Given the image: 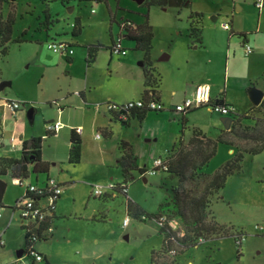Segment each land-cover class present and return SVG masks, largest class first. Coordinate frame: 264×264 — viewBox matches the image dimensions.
<instances>
[{
  "label": "rangeland",
  "instance_id": "1",
  "mask_svg": "<svg viewBox=\"0 0 264 264\" xmlns=\"http://www.w3.org/2000/svg\"><path fill=\"white\" fill-rule=\"evenodd\" d=\"M257 1L264 4V0H191V6L178 8L149 5L146 0L141 3L136 0H69L66 3L60 0L49 3L40 0H1L0 13L2 12L4 18L13 12L12 38L24 36V39L10 41L7 54L0 56V81H12L11 86L0 90V96L7 93L10 98L21 101L19 112L23 114V122L17 126L19 133L22 129L32 130V127L39 123V118L35 123H31L28 118L27 110L31 105L42 106L45 107L43 110H46L50 105L45 104V99L57 96V86H67L68 82L75 86L81 81L79 78L86 61L82 59L79 62L76 58L78 64H75L76 75L73 78L63 71L62 65L58 69L53 67V72L50 71L53 76L49 81L41 78V69L37 61L39 53L46 60L56 57L63 59L61 53L47 48L46 34L43 30H38L39 23L45 22L48 11L53 17L59 18L53 25L59 30L67 27L70 30V22L78 15L81 17L82 31L73 41L89 43L88 45L97 44L98 41L101 44L95 62L91 63V69H95L97 82L94 83L97 86V94L103 90L115 91L123 96L124 93L131 95L133 93L131 88L143 78L140 61L143 60L144 54L142 50L135 48V40L124 38L122 45L128 54L114 53L110 60L104 42L111 40V25L115 33L119 27L116 22H111V15L116 12L119 22L123 21L122 15L131 17L136 24L148 22L153 33L150 51L153 61L159 68H166L171 72L169 82L174 83L179 81L175 68L177 60L183 58L185 51L183 46L189 47L194 44L188 35L190 23L188 16L191 11L198 9L204 12L201 30L203 36L207 38L228 33L222 26L223 21L228 19L225 17L227 15L234 16L237 30L251 28L255 31L253 54L247 55L240 43L235 49L234 46L230 48L228 72L224 79L229 98L237 102L241 111L245 112L251 103L249 87L264 89V8L259 9L255 3ZM39 15L41 17H38ZM217 15L215 20L214 17ZM235 38L238 42V36ZM74 50L80 54L82 47L75 46ZM191 53H195L194 50ZM164 55L171 56L164 59L162 58ZM220 65L223 68L225 62L222 60ZM58 72H61L60 81L54 75ZM20 91L24 92L27 99L18 95ZM256 109L260 108L254 110L250 108L247 111L251 118L244 119L243 123L253 124L252 116L263 114V111L261 114L256 112ZM203 111L206 112V108L191 114L192 120L189 123L191 130L196 122L210 120L208 114L198 117L200 119L197 121L196 116ZM13 112L11 108L10 117L13 116ZM212 116L214 121L220 117L217 113H213ZM218 133L219 130L213 127L207 131L208 136H216ZM229 138L242 147L250 144L234 136ZM108 141L111 143L114 139ZM150 145L148 142L149 147ZM217 147L215 155L200 171L214 173L233 156L234 147L225 144H218ZM166 149V145L160 144L151 154L165 156ZM148 160L149 157L146 159L147 164ZM134 176L137 178L129 186L128 193L146 212L157 211L159 204L169 198L172 186L178 183L176 175L163 171L150 173L147 177L148 182H145L143 177H138L136 172ZM205 181L201 178H189L185 188L193 193H200L204 189ZM93 184L101 183L95 181ZM77 189L78 200L68 201V204L78 214L58 218L55 221L57 226L53 235L47 240L37 241L34 245L35 250L45 254L50 264H151L152 253L160 250L163 240L159 222L154 218L141 219L130 213L129 224L124 227L122 223L127 212L124 196L118 195L107 200L91 196L90 200H87L84 195L86 188L79 185ZM86 201H89L90 209L85 211L83 207ZM210 201L213 216L209 215L208 219L214 217L221 223L225 235H208L207 238L197 241L196 245L187 247L177 256V264H264V149L257 154L245 153L241 168L227 176L224 186L210 196ZM0 212L4 214L3 219L8 220L5 226L9 224L5 233H3L5 226L0 225V234L2 233L5 242V245H0V264H16L17 260L22 264H31V257L18 254L24 248L25 232L20 226L21 221L18 218L9 220L10 209L0 207ZM101 212H105V218ZM173 227L177 229L179 235L184 232L180 221ZM239 232L242 237L240 244L234 238V234ZM167 255L169 258L172 256L170 253Z\"/></svg>",
  "mask_w": 264,
  "mask_h": 264
},
{
  "label": "crops",
  "instance_id": "2",
  "mask_svg": "<svg viewBox=\"0 0 264 264\" xmlns=\"http://www.w3.org/2000/svg\"><path fill=\"white\" fill-rule=\"evenodd\" d=\"M189 6H191V0ZM117 7H119V2L117 3ZM73 8L74 7H72V9ZM258 8L260 9V7ZM195 13L201 14V18L204 14L202 10L196 9L191 11L188 17L194 15ZM2 17L4 18L3 15ZM38 17L41 16L39 15ZM121 17L123 18V21L119 22L117 20L116 12L111 15V22L114 21L119 24L118 32L115 33L112 31L111 25V40L109 42H104L106 43V49L109 51L110 60L112 59L114 53L121 54L111 52L109 47L112 45V41L116 40L118 34H122L124 32V30L121 28L122 23L127 21L129 23V27L136 30H140L139 27L145 23L136 24L129 16L122 15ZM217 17L218 15L215 16L214 19L216 20ZM225 17L228 18L225 21L230 22V28L226 29L228 30L227 34L214 35L213 37L207 38L203 36V32L201 30L199 38H194L190 36L189 31L188 35L191 37L192 43L194 44L189 47L183 46L185 50L183 52V58L177 60L175 68L177 71V78L179 79L177 82H169V75L171 72L166 68H159L153 61L152 55L150 53V64L155 68L157 73H159L161 78L159 88L156 93V100L162 103L165 108L162 110H149L141 120L133 116L129 119L128 124L124 125L120 121L114 119L112 112L110 111L109 104L113 103L120 105L129 101L138 100L140 98H148L152 92L150 90H146V86L144 84V73L143 78H140V82L137 81L134 85V88H131V91L133 90L131 95H129V93L126 95L124 93L122 96L115 91L104 92L103 90L101 93L97 94V86L94 83L97 82L95 80V69H91V63L95 62L96 56L100 51V42L97 41V44L100 46L97 47L93 61L88 63L87 59L89 43L86 44L85 42L80 43L79 41H73L82 31L83 22L81 17L78 15L74 21L70 22V30H68L69 27L59 30L53 26L54 22L59 20V18L53 17L52 13L48 11L46 13L45 22L41 21L38 27V30H43L46 34V42L53 39L58 41H66L69 43L70 47L73 48V50L75 46L82 47V52L77 54L74 50L73 54L61 53L63 59L56 57L52 60L44 59L42 54L40 55L39 53V55H37V61L41 69V78H46L47 81H49L51 76H53V73H50V71L53 69V67L58 69L61 65L63 67V71L68 73L70 78H73V76L76 75L74 70L75 66L78 64L75 61V58L79 62L82 59H85L86 62L83 66V69L81 70L79 78L81 81L75 86H72L70 82H68L67 86H57V96H49L45 99V104L50 105L46 110H43L45 107L42 106H30L33 107V118L30 122L35 123L37 118H39V123L34 125L32 130L30 129L28 131H24L22 129L18 133L19 128H17V126L21 121L23 122V114L19 112L21 106L16 110L13 109V116L10 117L11 113L9 112L11 107L5 105L4 102L6 99H17L10 98L7 93H5L3 96H0V127L5 142V147L0 153V179L6 182V186L2 195V207L10 209V217L13 215V220L17 218V211L10 207L14 206L17 200L22 196L24 192V185L20 186L13 184L12 179L17 176H14L12 174V170L5 165V159H20L22 156L23 142L29 141L33 137H41L42 139L41 161L46 164V170L37 172L34 171V163L31 162L29 164V175L25 178L23 177L25 183H34L42 186L47 183L49 178H51L54 179L61 188V193L56 199L55 208L51 218L53 231L50 233V236H52L53 232L56 230L57 223L55 221L58 218L63 219L71 215L78 214V212H76V210H74L72 206L68 204V201L76 202L78 200L77 187L79 185H82L84 188H86L84 195L87 197V200H90L91 196L93 198H102V200L116 198L118 195L124 196L126 200L127 211L125 217L130 215V213H133V210L128 206V200L134 203L136 202L131 199L128 192L129 186L136 178L128 182L127 194L123 193L119 186L123 184L125 179L122 174V169L117 163L118 157L121 155L120 141H127L131 145L134 152L138 156L139 166L146 170L145 175L140 176L138 174V177H143L144 181L148 182L149 179L147 177L150 174L148 171L153 166V160L159 157L162 159L164 158L162 154L157 156L151 154L155 151L158 145H166V152H168L174 145H177L178 140L181 139L186 143L192 136L193 128H197L202 133V136L204 135V137L211 139H216L222 133V131L228 130L225 128L222 121V117L226 115H222L211 110L207 105L193 108L186 112H179L173 109L174 105L181 103L186 97L192 95L196 85L200 83H206L211 87L212 101L215 102L216 100H219L226 104L233 105L237 109L238 113H243L238 103L229 98L228 89L227 86H225L224 79L228 72L230 48L234 46L233 49H235L240 43L241 47L244 49L243 45L245 42H247L253 47V51L250 53L253 54L255 52L256 38L253 35L255 31H253L251 28H242L241 30H237L234 24V16L231 15L229 17L227 15ZM259 17L261 18V12L259 13ZM225 21H223V23ZM76 25L80 26L81 28L78 35H74L72 33L73 28ZM26 31L27 29L24 30L23 33H26ZM236 36H238V42L236 41ZM23 39L24 36H22V40ZM193 50L195 53H191ZM127 54L128 52L122 55ZM171 55H164L162 58L167 59ZM63 60H65V62ZM222 60L225 62L223 68L222 65H220ZM60 74L61 72L54 74L55 78L59 79V81ZM165 78L167 81H165ZM128 86L130 87V85ZM128 86H126L127 89ZM249 89H251V87H249ZM259 89L264 92L262 87ZM18 95H21L23 99H27V97H24L25 94L23 91H20ZM263 99L264 94L262 100ZM54 101L57 103H54ZM253 105L255 104H253L251 101L250 106H248L246 111H248ZM204 108H206V112L203 111L200 113V115H197L196 119L198 121V119H200L198 117L209 114L210 120L202 123L196 122L197 124H193L191 130L189 126V123L192 120L191 114ZM213 113H217L220 116L218 119H216V121H214L212 118ZM55 121H59L62 126L57 130H48V123ZM212 127L219 130V133L216 136H208L207 134L208 129ZM98 134L99 136H97ZM72 135L78 136L82 141L81 157L79 162L76 164H72L69 161V152L72 146ZM11 137L14 138L13 142L15 145L13 148L9 147ZM164 138H166V140H164ZM111 139H114V141L108 143V140ZM148 142L151 143L150 147L148 146ZM225 145L234 147L229 144ZM147 156L149 157L148 164L146 163V159H148ZM95 181H98L103 185L113 182L117 186L114 189L105 188L103 195L99 196L95 195L92 190L93 185H95L93 182ZM88 208L90 209V204L89 201H86L83 210L86 211ZM109 209L110 208H106V210ZM0 214V225H3L4 227L5 224L8 223V220L7 218L3 219V213L0 212ZM101 214L103 215L102 217H106L105 212H101ZM10 217L9 220H11ZM23 225L24 224L21 221V228ZM8 226L9 224L5 226L3 233H5ZM3 245H5V242L2 244V246ZM19 252V255H25L23 253V249ZM44 256L49 261L45 254ZM16 264L22 263L17 260ZM35 264H39V262H35Z\"/></svg>",
  "mask_w": 264,
  "mask_h": 264
},
{
  "label": "trees",
  "instance_id": "3",
  "mask_svg": "<svg viewBox=\"0 0 264 264\" xmlns=\"http://www.w3.org/2000/svg\"><path fill=\"white\" fill-rule=\"evenodd\" d=\"M43 3H48L53 0H40ZM66 3L68 0H60ZM101 1V0H98ZM149 5H162V6H176L178 8L189 6L190 0H146ZM1 3V0H0ZM189 31L190 36L199 38L201 33V14L195 13L189 17ZM13 25L14 16L11 12L7 18H3L0 13V56H5L8 52L10 41H21L22 38L13 39ZM124 30L122 34H118L121 37V46L123 39L128 38L135 40V48L144 51V65H142L144 73V84L146 90L152 92L148 98H157V91L160 84V75L157 73L154 67L151 66L149 57L151 51L152 30L148 22L141 25L140 30L132 29L127 23L121 25ZM80 26H75L72 33L78 35L80 33ZM25 34V33H24ZM243 35V34H242ZM115 41H112V45L109 47L111 52H114ZM99 44H90L88 46V63L93 61L95 53ZM125 48V47H124ZM148 99L147 97H144ZM215 102L224 103L216 100ZM197 108V107H196ZM256 109V112L263 114L261 116H252L254 119L253 124H245L243 120L251 118L249 113H237L231 115L233 117V123L228 130L222 131V133L216 138H206L197 129L193 128L192 136L185 143L181 139L178 140L177 145H174L163 158V164L156 171H163L174 174L177 176L178 183L176 186H172L171 194L169 198L159 204L158 210L155 212H146L137 203L128 200V206L133 210V214L141 219L154 218L160 224V233L163 235L162 245L159 251H154L151 256V264H177V256L181 254L187 247L196 245L200 238H207L208 235L222 234L224 236L225 229L223 225L217 222L214 217L208 219L209 215H212L210 209V196L218 192L225 184L226 178L231 173L241 168V161L243 160L245 153L257 154L264 149V99L257 106H252L251 109ZM114 119L120 121L122 124L127 125L131 117L135 116L139 120L143 119L147 113V109L142 107L127 108L121 110V113L127 114V119L121 118L116 110H110ZM234 136L242 139L250 144L242 147L235 140L229 138ZM72 146L69 152V161L72 164L79 162L81 157V139L78 136L72 135ZM219 143L229 144L235 147L233 156L221 165L214 173H208L200 171L208 164L210 159L215 155L217 146ZM22 156L20 159H5V165L12 170L14 176L27 177L30 173L29 164L33 162L34 171H45L46 164L41 161V137H33L29 141L23 142ZM121 155L118 157V165L122 169V174L125 181L123 184L126 186L128 182L137 178L134 173H138L140 176L146 174V170L139 166L138 156L134 152L133 148L127 141H120ZM203 176V177H202ZM201 178L205 181L204 189L200 193H193L185 188L186 181L188 179ZM6 182L0 179V207L2 204V195ZM121 189V186H119ZM122 191V189H121ZM127 194V191H122ZM30 198H38L39 196L28 195ZM10 208L15 209V206ZM213 216V215H212ZM52 216L48 217L46 225L52 224ZM180 221L183 225L184 232L179 235L177 229L173 226ZM24 230V248L23 253L26 256L31 257V264H35V260L32 257V252L36 251L34 245L39 240H46L50 237V233L46 234L43 227H36L34 224L23 225ZM224 234V235H223ZM217 238V237H216ZM235 240L238 244L241 243V235H235ZM174 251V252H172ZM172 256L169 258L167 254ZM162 258V259H161ZM44 264H49V261L43 255Z\"/></svg>",
  "mask_w": 264,
  "mask_h": 264
},
{
  "label": "built area",
  "instance_id": "4",
  "mask_svg": "<svg viewBox=\"0 0 264 264\" xmlns=\"http://www.w3.org/2000/svg\"><path fill=\"white\" fill-rule=\"evenodd\" d=\"M258 7H263L262 1L256 2ZM129 23L127 21L123 22ZM224 29L230 28V22L225 21L223 23ZM115 41L114 46V52L126 54L127 49L122 47L121 37H117ZM244 51L246 54H250L253 51V47L245 42L244 43ZM47 47L51 49L54 52L64 53V54H73L74 50L70 47L69 43L66 41H58V40H49L47 41ZM55 103H57L55 101ZM5 105L11 107L12 109L16 110L21 106V101L19 100H11L6 99L4 102ZM110 110H116L119 112V116L123 119H127V114L121 113V110L127 109V108H133V107H142L147 110H162L165 108V106L158 102L155 99H146V98H140L135 101H129L125 104H113L110 103ZM203 105L209 106V108L215 112H218L222 115H235L238 113L237 109L230 104L226 103H218L212 101L211 98V87L209 84L206 83H200L196 85L192 95L186 97L181 103H178L174 105L173 109L179 112H186L188 110H191L196 107H200ZM61 123L59 121H55L52 123H48L47 128L48 130H57L61 127ZM99 136V134L97 135ZM14 138L11 137V141L9 144L10 148L14 147ZM5 147L4 137L2 134V130L0 127V153ZM163 159L161 157L156 158L153 160V166L149 169L148 172L150 173H156V169L160 168L163 164ZM13 184L15 185H24V192L22 196L17 200L15 206V210L17 211V218L22 221L24 225H30L34 224L36 227H43V230L46 234L51 233L53 231V225L50 224L49 226L46 225V222L48 220V217L52 216V213L55 208V202L56 199L59 197L61 193L60 185L54 180L49 178L47 183L45 185L39 186L34 183H25L24 179L20 177H14L12 179ZM116 184L113 182L108 183L107 185L103 184H95L93 185V193L95 195H103L105 188L114 189L116 188ZM122 191H127V186L125 184L121 185ZM28 195H37L38 198H30ZM1 215V214H0ZM14 218V216H11V220ZM130 217L127 215L123 221V226H127L129 224ZM11 222V221H10ZM200 240H203V238H200ZM0 244H4V240L2 238V233L0 234ZM174 252V251H172ZM33 259L35 262H42L43 260V254L34 251L31 253Z\"/></svg>",
  "mask_w": 264,
  "mask_h": 264
},
{
  "label": "water",
  "instance_id": "5",
  "mask_svg": "<svg viewBox=\"0 0 264 264\" xmlns=\"http://www.w3.org/2000/svg\"><path fill=\"white\" fill-rule=\"evenodd\" d=\"M138 1L139 3L143 2L144 0H136ZM140 64L141 65H144V60L140 61ZM11 85V81L10 80H1L0 81V90H3L6 86H9ZM263 94L264 92L257 88V87H252L250 90H249V97L252 101L253 104L257 105L261 102L262 98H263ZM55 103V101H54ZM28 118L30 119V121L32 120L33 118V107H30L29 110H28ZM222 121L224 123V126L226 129H229L233 123V117L232 116H229V115H226V116H223L222 117ZM18 254H20V252H18Z\"/></svg>",
  "mask_w": 264,
  "mask_h": 264
},
{
  "label": "flooded vegetation",
  "instance_id": "6",
  "mask_svg": "<svg viewBox=\"0 0 264 264\" xmlns=\"http://www.w3.org/2000/svg\"><path fill=\"white\" fill-rule=\"evenodd\" d=\"M240 234H241V232H239V233H235V234H234V237H235V235H237V236H238V235H240Z\"/></svg>",
  "mask_w": 264,
  "mask_h": 264
}]
</instances>
